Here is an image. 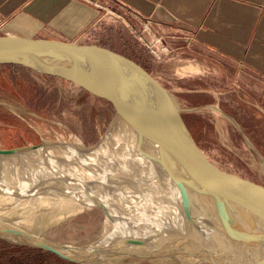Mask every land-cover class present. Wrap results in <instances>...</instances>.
I'll use <instances>...</instances> for the list:
<instances>
[{"label": "rangeland", "instance_id": "374dc122", "mask_svg": "<svg viewBox=\"0 0 264 264\" xmlns=\"http://www.w3.org/2000/svg\"><path fill=\"white\" fill-rule=\"evenodd\" d=\"M112 9L120 14L115 6ZM104 20L107 23L82 39L83 43L108 47L140 64L171 94L193 139L208 158L228 170L264 184V149L253 145L254 141L250 140L246 128L242 127L243 131L240 132L236 127L234 118L238 120L239 111L243 113L242 107L244 113L241 117L245 122L255 120L253 113L256 109L249 110L251 106L247 100L241 101L242 109H238L239 100L233 97L237 86L232 66L226 64L223 68L216 54L208 55L200 47L175 36L174 32L159 33L160 40H155L160 37L158 35L145 33L144 38L153 41L152 47L159 55L156 57L134 33L141 28L142 19L129 14L124 23H120L109 14ZM190 63L197 65L198 71L185 70L184 67ZM111 118L112 111L105 102L66 81L34 74L14 65L0 67V148L35 145L43 140L88 147L103 136ZM260 130L264 135V128L260 127ZM105 141L108 142L93 159L109 157L125 166V158L127 154L133 153V149L123 127L115 126ZM47 156L52 166L58 163L79 176L95 174L98 170L95 165L65 159L51 149H47ZM45 170L46 164L37 156L0 158V180L6 177L21 180L26 171L37 173ZM103 174L108 181L103 188L107 201V204H103L107 211L110 210L107 206L110 208L113 201L111 196L116 195L114 192L117 193V203L130 206L127 214L130 213L131 218L141 216L145 221L159 215L160 208H164V213H167L180 207L178 200L174 204L177 196L180 202L181 199L184 201L181 204L182 211H186L183 203L190 205L189 195L182 196V191L171 180L174 191L153 194L150 205L143 206L140 211L144 194L142 187L129 178L123 180L117 175ZM51 181L57 186L67 182L59 176L51 178ZM26 182L23 180L22 184L26 185ZM86 182L90 189L101 188L92 177L87 178ZM12 187L18 186L15 184ZM43 189L39 194H49ZM6 195L0 190V220L13 225L20 224L18 228L21 231L44 242L82 247L103 240L117 227L101 205H83L74 198L65 200L61 197L54 201L49 198L38 200L34 195L31 198L12 194L7 195L9 198ZM193 209L195 206L190 211L195 212ZM117 212L120 213L115 209L112 217H118ZM167 226L164 231L178 230ZM162 228L159 227L158 234L150 236L163 234ZM153 240L147 243L149 247H153L151 244L158 239ZM10 244L24 245L0 237V258H3V262L14 256ZM26 255L22 252L18 256L19 260L22 261ZM65 260L76 264H210L197 262L187 255L150 258L122 255L86 260L84 263ZM38 264L45 263L40 260ZM49 264L61 263L52 260Z\"/></svg>", "mask_w": 264, "mask_h": 264}, {"label": "water", "instance_id": "95a60500", "mask_svg": "<svg viewBox=\"0 0 264 264\" xmlns=\"http://www.w3.org/2000/svg\"><path fill=\"white\" fill-rule=\"evenodd\" d=\"M0 65H14L66 81L104 101L112 111V118L99 141L81 147L79 152L92 151L109 138L115 126H122L136 149L174 182L182 196L194 187L213 196L216 231L214 243L207 250L200 244L192 248L160 246L153 253L119 249L111 242L72 247L44 242L27 233L28 237L20 238L21 231L2 220L4 234L0 237L79 263L122 255L140 258L187 255L201 263L241 264L243 253L250 257L248 264L264 262V184L208 158L193 139L171 94L140 64L98 44L3 31L0 32ZM64 146L61 142L43 140L35 145L0 148V158L37 148L65 153ZM2 189L27 197L0 185ZM101 207L109 216L106 208ZM256 228L262 231L261 241ZM218 242L224 244L222 252L217 250ZM87 249H90L89 257L70 254Z\"/></svg>", "mask_w": 264, "mask_h": 264}, {"label": "crops", "instance_id": "0c3cea01", "mask_svg": "<svg viewBox=\"0 0 264 264\" xmlns=\"http://www.w3.org/2000/svg\"><path fill=\"white\" fill-rule=\"evenodd\" d=\"M114 6L121 16L113 18L120 23L129 14L151 19L160 34L174 32L208 55L216 54L223 68L231 65L238 109L244 113L243 100L249 110L256 109L250 123L239 111L236 127L240 132L246 128L253 145L264 149V0H0V32L83 43L107 23L104 8ZM184 69L199 68L190 63Z\"/></svg>", "mask_w": 264, "mask_h": 264}, {"label": "bare ground", "instance_id": "6f19581e", "mask_svg": "<svg viewBox=\"0 0 264 264\" xmlns=\"http://www.w3.org/2000/svg\"><path fill=\"white\" fill-rule=\"evenodd\" d=\"M123 131L126 137H128V141L129 143H131L133 149V153L127 154V157L125 158V166H121L116 160L109 157L104 159H93V157L100 152L102 146L108 141L101 143L92 151L82 154L81 152H79L81 151L80 145L65 144L66 146H64V151H67L65 153L51 149L65 159L76 160L88 165L97 166L98 170L95 171L97 173L88 176H79L76 173L68 171L67 168L61 167V165H59L58 163L57 165L52 166L47 156L48 148H37L27 153L11 155L2 158L17 159L28 155L37 156L40 157V159L46 164L47 170L37 173L26 171L21 180L15 178L10 179V177H6L5 180H0V185L4 189L7 188L13 192L18 191V193H20L21 195H26L30 198L34 195L38 200L49 198L56 201L61 197L65 200L74 198L77 203L83 205L104 206L103 202L107 204V201L103 188L108 184L107 178L105 174H103L105 172L111 175H117L118 178H122L123 180L129 178L132 182L137 183L142 187L141 189L144 193L140 204V211H142L143 206L150 205L153 194H158L162 191H174V188L171 179L166 174H164L153 161L140 153L134 146L124 128ZM68 151L73 152L74 155H71L70 153H68ZM55 176H59V178H62L67 182H63L62 186L54 185L51 181V178ZM89 177H92L93 180L97 181L101 188L93 187L92 189H90L88 183L86 182V179ZM23 180L27 181L25 183L26 185L22 184ZM15 184H17L18 186L17 188L12 187V185L15 186ZM161 184L164 186L163 189L161 188ZM43 188H45V190H47L49 194H39L40 192L44 191ZM2 191L7 195H11L3 189ZM114 193L117 195L116 192ZM187 194L189 195L190 205L186 206L183 204V207L186 211H182L181 204L183 201L181 199L180 202V198L175 193L177 199H174V204H177L178 200V205L180 207L167 213H164V208H160L159 215H156L152 219H148L146 221L142 219L141 216L131 218L129 215L130 213L127 214V210L129 211L130 206H121L119 203H117L116 195H112L111 197L113 198V201L112 204H110V208L109 206H106L107 209H110L107 211L109 213V217L115 221L113 223L117 227L114 231L104 236L103 240L96 243L103 244L111 242L112 245L119 249L123 247L129 248L136 253H153L154 251L160 249L158 248L160 246L163 248H192L196 247L197 244H200L203 248H205V250H207V248H209L210 245L213 244V238H215L216 233L214 229L215 219L213 218V196L208 193L200 192L197 187L190 189ZM165 205L166 203L164 204V206ZM194 206L195 210H193L195 212H191L190 209ZM115 209L120 211V213L117 212L116 216L118 217L116 218L112 217ZM188 213L191 214V216ZM144 214L146 215V213ZM6 224H8L9 227L20 230L18 228L20 224L13 225L9 222H7ZM167 225L178 228V230L175 229V231H164L168 227ZM119 227L121 229H119ZM159 227H163V234L157 235V237L150 236L152 234H158ZM261 232L262 231L256 228V233L258 234L260 241L262 238ZM0 234H4L1 224ZM210 235H212L213 237ZM18 236L20 238L28 237L23 231L19 232ZM153 238H157L158 240H156L155 243L151 244L153 247H149L147 243H150L149 240H153ZM139 241H141L142 243H139ZM209 241L212 242H210V245L208 243ZM223 249L224 244L218 242L217 250L219 252H222ZM89 251L90 249H87L84 250V252H73L70 254L73 256L79 255V257H89ZM249 260L250 257L247 256V254H241V264H248L250 262ZM260 264H264V262L260 260Z\"/></svg>", "mask_w": 264, "mask_h": 264}, {"label": "trees", "instance_id": "16d2710c", "mask_svg": "<svg viewBox=\"0 0 264 264\" xmlns=\"http://www.w3.org/2000/svg\"><path fill=\"white\" fill-rule=\"evenodd\" d=\"M5 65H0V67H3ZM13 66V65H12ZM17 67V66H16ZM21 68V67H19ZM101 100V99H99ZM102 101V100H101ZM104 103V101H102ZM10 247L13 251V255L12 258H8V260L6 259L5 262L2 261L3 258H0V264H38V262L41 260L43 261L45 264H49L52 263V260L56 261V262H60L61 264H76L70 261H67L49 251L43 250V249H39V248H35V247H30V246H26V245H15V244H10ZM23 255L27 254L22 261L19 260L18 256L20 254ZM20 262V263H19Z\"/></svg>", "mask_w": 264, "mask_h": 264}, {"label": "built area", "instance_id": "2783aa9c", "mask_svg": "<svg viewBox=\"0 0 264 264\" xmlns=\"http://www.w3.org/2000/svg\"><path fill=\"white\" fill-rule=\"evenodd\" d=\"M95 4L98 5L97 3H95ZM104 10L107 11L108 14H110V15H113L116 17L121 16L119 13H116L115 10H113L111 7L110 8H104ZM140 19H142L141 28H139V30L135 31L134 33L141 40V42L143 43L145 48H147L156 57H158L159 55L157 54V52L152 47L153 41L151 39L144 38V36H145V33H147L148 35H152V36L158 35L159 31L154 27V24H153L151 19H146V18H144V19L140 18ZM158 36H160V35H158ZM160 38H161V36L156 38L155 40H160Z\"/></svg>", "mask_w": 264, "mask_h": 264}]
</instances>
